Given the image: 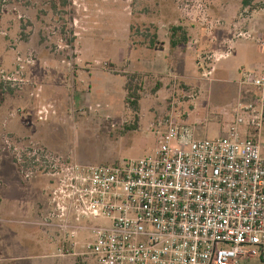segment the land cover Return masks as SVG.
Masks as SVG:
<instances>
[{
  "label": "rangeland",
  "instance_id": "1",
  "mask_svg": "<svg viewBox=\"0 0 264 264\" xmlns=\"http://www.w3.org/2000/svg\"><path fill=\"white\" fill-rule=\"evenodd\" d=\"M252 33L264 43V0H0V264H95L81 256L89 232L61 257L68 241L36 225L56 172L152 157L170 121L223 136ZM231 69L236 84H218ZM133 74L137 111L126 100Z\"/></svg>",
  "mask_w": 264,
  "mask_h": 264
},
{
  "label": "built area",
  "instance_id": "2",
  "mask_svg": "<svg viewBox=\"0 0 264 264\" xmlns=\"http://www.w3.org/2000/svg\"><path fill=\"white\" fill-rule=\"evenodd\" d=\"M239 84L256 92L236 102L223 136L170 121L152 157L63 165L36 222L68 241L59 256L76 255L71 240L87 231L81 256L95 264H264V67Z\"/></svg>",
  "mask_w": 264,
  "mask_h": 264
},
{
  "label": "crops",
  "instance_id": "3",
  "mask_svg": "<svg viewBox=\"0 0 264 264\" xmlns=\"http://www.w3.org/2000/svg\"><path fill=\"white\" fill-rule=\"evenodd\" d=\"M256 19V18H255ZM259 20V18H257ZM259 30V29H258ZM256 31L257 34H261L260 31ZM253 34V39L254 40H250V41H246L244 40V44H240L239 47L241 48L239 51V55L241 57L240 62H239V66L240 69L242 70V72H247V71H254V72H260L262 71V68L264 67V47L260 46L256 41V37L255 34ZM256 34V35H257ZM233 51L230 52V54H227L226 56H222L220 60H218L217 62H221L222 60H227L228 58L232 57L233 52L235 51L234 49H232ZM237 56V55H236ZM153 69H156V66L153 65ZM154 71V70H152ZM214 71L216 72V67L214 69ZM224 74H222V76L225 77H221L222 79H217V83L218 84H236V82L239 80L240 74L239 71H233L232 69L229 70L227 73L223 72ZM227 76V77H226ZM233 82V83H232ZM237 88V87H236ZM256 92V89L252 88V87H244V101H248L250 98H252L254 96V93ZM237 94H239L238 89L236 91ZM221 95L226 96V89L220 92ZM226 94V95H225ZM236 94V97H237ZM237 98H236V102H237ZM236 102L233 105V108L230 109L229 112H227L226 110L223 109V114L221 115V117H219L218 123L221 124V133L225 134L226 131L228 130L229 125L232 123L233 119H234V114H233V110H234V106L236 104ZM220 121V122H219ZM200 122L198 121L197 123L195 122L194 124L198 125ZM193 127H190V129L193 131L192 129ZM196 133L195 129L193 131V134ZM251 133L250 130L244 129V137L249 136V134ZM194 136L196 137V134H194ZM264 137V135H263ZM197 138V137H196ZM263 155H264V151H263ZM21 247V246H20ZM33 247H36L35 245H33Z\"/></svg>",
  "mask_w": 264,
  "mask_h": 264
},
{
  "label": "trees",
  "instance_id": "4",
  "mask_svg": "<svg viewBox=\"0 0 264 264\" xmlns=\"http://www.w3.org/2000/svg\"><path fill=\"white\" fill-rule=\"evenodd\" d=\"M244 7H249V0H243ZM180 30V27H173L172 32H177ZM173 38V37H172ZM186 37H183V39L179 42H175L174 40L171 41V46L174 47L178 44H185L186 43ZM154 41L150 42L149 48L154 49ZM140 77L138 74H133L127 77V81L125 83V90L127 92V98L126 100L130 102V105L133 107L135 111L139 109V101L141 100V97L139 95L140 87L134 86V82L136 79H139Z\"/></svg>",
  "mask_w": 264,
  "mask_h": 264
}]
</instances>
